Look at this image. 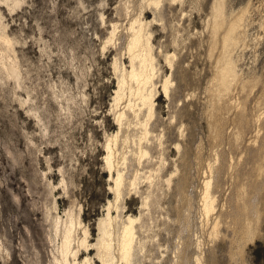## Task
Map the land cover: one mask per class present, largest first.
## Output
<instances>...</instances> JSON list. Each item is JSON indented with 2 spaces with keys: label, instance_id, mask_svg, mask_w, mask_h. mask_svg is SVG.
<instances>
[{
  "label": "rangeland",
  "instance_id": "1",
  "mask_svg": "<svg viewBox=\"0 0 264 264\" xmlns=\"http://www.w3.org/2000/svg\"><path fill=\"white\" fill-rule=\"evenodd\" d=\"M164 1L166 2H163L162 11L165 13V20L161 22L158 17L153 20L151 28L154 32L151 39L162 74L171 72L164 57L165 50L175 53L180 61L179 67L172 71V80L178 95L176 102L171 103L163 94L160 82L157 84L159 91L155 95V104L159 124L155 127V133L156 130L158 132L162 127L165 128L166 144L160 147L161 150L158 147L154 149L151 157L156 161L150 159L151 163L146 164L143 159V164H139L143 166L139 167L140 174H146H139L144 177L143 180L139 177L138 183L142 192L148 184V176L164 178L172 167V160L177 157L174 143L177 130L176 126L172 128L169 125V113L173 109L185 106L181 118L188 133L186 139L192 147L196 148L201 143L202 153L207 152L208 147L204 106L210 77V59L205 37L206 21L211 18L214 0ZM0 2V17L14 48L7 50L6 45L0 42V264H51L59 240L50 238L49 213H57L64 219L68 208H73L76 203L73 212H79L84 223L81 224L89 228V242L93 243L98 237L99 219L106 215L108 201L114 199V193L109 186L110 173L103 156L106 136L118 129L114 121L113 106V95L118 88L112 64L116 45H103L112 23H121L120 30L123 32L130 19L139 14L144 2L22 0L14 9L7 4L12 0ZM225 6L228 15H236L241 10H246L247 15L242 26L244 39L233 49L236 69L242 79L232 89V99L237 101L243 95L247 98L245 108L248 109L246 117L250 128L245 136L249 144L255 141L257 134L261 138V134L264 135V128L256 120L259 114L264 116V0H225ZM143 9L148 20L154 17L151 6L145 4ZM119 27L120 25L118 29ZM1 54H4L3 58ZM13 59L16 64L18 62L17 77L10 76L6 70ZM181 70L187 71L189 76V83L186 85L180 79ZM243 78L253 84L250 83L242 93L239 84L245 81ZM126 99L128 96L119 104L121 107L126 104ZM174 120L172 123L177 124ZM190 129L193 131L192 136ZM152 160L155 162L152 163ZM159 163L161 169L156 170ZM162 165H166V169L163 166L165 171ZM262 177L264 179V174ZM262 182L259 196L264 211V180ZM228 184L229 182L224 185L223 192L218 196L216 209L225 205L227 207L224 199L231 192ZM138 192L131 190L130 194L125 195L122 210L124 215L146 212V215L142 213V218L149 216L147 224L150 226L147 225L145 229H153H144L138 235L142 236L140 238L145 243L144 247L146 245V250H141L147 257H143V264H152L162 253L165 256V252L170 254L175 244L177 223L173 217L176 216L175 205L178 201L173 189L167 193L168 196H159L158 205H162L161 208L158 209V205L151 206L152 203L148 204L149 208L147 205L142 207L141 193ZM199 202L196 198L192 218L193 223L196 222L193 224L196 225V230L191 231L193 235H190V239L193 238L197 246L203 243L199 245L203 248L200 251L196 248V243H193L200 258H203L202 264H264V214L257 224L256 235L245 240L244 249L234 258L230 248V228L226 227L225 222H221L223 226L218 227V233L210 232V219L206 224L198 213ZM116 210L113 206L111 213L116 214ZM164 213L174 223L167 220ZM76 232L77 228L75 237ZM78 232L77 234L81 233L80 230ZM89 246L80 248L79 264L86 255L97 261L94 247L92 244ZM190 249L192 251L189 247L188 250ZM194 251L193 255L197 252Z\"/></svg>",
  "mask_w": 264,
  "mask_h": 264
},
{
  "label": "bare ground",
  "instance_id": "2",
  "mask_svg": "<svg viewBox=\"0 0 264 264\" xmlns=\"http://www.w3.org/2000/svg\"><path fill=\"white\" fill-rule=\"evenodd\" d=\"M21 1L22 0H12L11 3H6L10 5L8 6L11 7V9H14ZM142 1L148 6H151L155 14L154 17L149 20L146 18L143 13L145 4L141 3L142 8L139 14L130 19L123 32L120 30L121 23H112V28L103 45L104 47L107 46L108 43H115L116 45V54L112 64L118 85L117 90H115V95H113V100L115 102H113V106H115L114 121L118 129L116 132L106 136L104 143L105 154L103 156L104 163L110 173L111 185L109 184V186L114 193V199L108 201L106 215L99 219L98 237L93 243H91L92 241L89 242V228L87 225H82L84 223L81 221L79 212L77 214L73 212L74 206H77L75 202L73 208L70 206L66 211L67 216L65 215L64 219H61V215L57 213L50 215V210L48 211L50 238L59 240L55 248L57 252L56 254L53 253L51 264H79V257L81 254H79L80 248H87L90 244L94 247L97 261H94L91 256L86 255L84 259L81 258L82 261L80 264H143L142 260L147 258L145 257L146 254L144 255L141 253V250L145 249L146 245L144 247L145 243L141 240L142 236H140V238L138 234L140 231L142 233L147 227L149 216H146L147 218L145 219L142 218L143 212L139 215L131 213L124 215L122 210L124 207L123 201L125 195L127 193L130 194L129 191H140L138 184L140 183L139 177L142 178L146 174L141 173L143 176H139L140 171L138 170L139 167L142 166H139V164H143L144 162L148 164L150 159H155L151 157L154 154V149H156V147L159 149L161 146L163 147L165 142L164 137L167 135H165L166 131L162 125L160 131L157 132L156 130L155 133V127L159 124L157 120L158 113L155 104V95L159 91V86H161L165 97H167L171 103L176 102L178 92L176 93V85L172 80V71L179 67L180 61L177 59L175 53H170L171 51L165 50L164 57L167 63H164L169 65L171 72L170 74L161 73L162 68L157 59V52L155 53L156 48L151 39L152 33L154 32V30L152 32L151 24L157 17L160 21L165 20L163 19V14L165 13L162 11V5H164L163 2L166 1ZM212 3L211 18L206 21L207 31L205 37L207 55L210 59V77L207 85V100L204 106V113L207 120V152L202 153L201 143H198L196 148H193L190 141L186 139L188 133L185 131L186 126L184 120L181 118L185 111V106H180V108L175 110L172 107L171 109H173V111H169V117H171L169 119V123L171 124L169 125L172 128L176 126L177 135L174 143L177 157L172 160V167L167 176L164 178L160 177L159 179L154 177L156 181L154 178H150L149 175L148 184L143 191L144 194H142V191L138 192L141 193L142 207L145 205L148 206V204L151 203V206L158 205L159 196L166 195L173 189L176 191L178 201L175 205L176 216L173 217V220L177 223L176 240H174L175 244L173 248H171L172 251L170 254L165 252V256L164 253L161 252V257H157V259H159L151 262L152 264H202L201 260L203 258H200V254L198 249H195V245L200 251L203 248L201 249L199 245H203V243L197 246V242H195L193 238L192 240L194 242L190 239V235L192 234L191 231L196 230V225H193L196 222L194 221L195 223H193L192 219L194 218V203L196 198L200 201L199 205H197L199 208L198 213L202 215V220L207 224L210 219V224H212L211 231L208 229L210 232L213 234L218 233V227L221 225V222H225L226 227L230 228V248L233 250L231 253L234 258H237L244 249L243 245L245 240L252 238L258 231L257 224H259L258 222L264 214L260 202L261 196H259L260 185H262L261 182L264 180L262 177L264 174V135L261 134V138V136L257 134L255 141L247 144L245 135L247 133L246 131H248L247 129L250 128L247 125L246 117V111H248V109L246 110L247 106L245 105V100L247 98L243 95V97H241V99H239V97L237 101L232 99L234 98L232 96V89L234 86H237V82L242 79H240V75L236 69L233 49L244 39L242 26L244 25L245 16H247L246 10H241V12L239 11L236 15H228L226 13L225 0H214ZM119 25L120 27L118 29ZM5 31L4 23L0 17V42L6 45L7 50L14 49L11 45L12 39L8 37ZM4 54H1L2 58ZM6 54H8V52H6ZM124 58L127 59V62ZM17 64L14 59L9 63L8 69L6 70L10 76L17 77L19 73ZM179 76L185 85L189 83L187 71H179ZM159 77L160 79H158ZM246 80L241 81L239 84L242 93L250 83L253 84V82L248 83ZM159 82L160 85L158 86L157 84H159ZM249 88L251 87L249 86ZM127 96L128 99L124 101L126 104L121 107L122 105L119 104ZM188 98L189 97H187V99ZM231 110L232 113H230ZM173 120L177 122V124L172 123ZM256 120L259 125H262L261 127L264 128V116L259 114ZM230 122L232 125L229 126ZM189 133L190 136H192V129H190ZM204 146L205 145H203V149ZM162 154L163 152L161 155ZM143 159H145V161ZM158 159L159 158H157V160ZM166 159L167 158H165V160ZM155 161L152 160V163ZM159 162L161 163V161ZM160 163L157 164L158 166L156 165V170L161 169L160 166L162 163ZM163 166L166 169V165H162V167ZM164 167L162 169H164ZM112 170L115 172L112 173ZM149 173H151L150 170ZM148 177L146 179H148ZM228 182L231 192L227 194L226 199H224L226 200L227 207L225 205V207L222 206L216 209V205H218L219 202L218 196L223 190L224 185H227ZM226 193L228 192L226 191ZM166 196H168V194ZM113 206L117 209L114 215L111 213V208ZM161 206L158 205V209L161 208ZM149 207L150 206H148V208ZM170 208L172 207L170 206L169 209ZM151 209H149V211ZM169 209L167 211H169ZM214 209H216V212L211 216V213L215 211ZM145 213H143V215ZM168 213L170 214L171 212L169 211ZM165 215L167 216V214ZM170 219L168 215L167 220ZM170 221L169 223L173 222ZM207 227L209 226L207 225ZM76 228L77 232L75 237ZM149 228V230L153 229L152 227ZM169 229L171 230V228ZM78 230H80V234H77L79 233ZM145 230L149 231L148 229ZM212 239H214V237ZM74 242H76V244H74ZM193 243L196 244L193 245ZM198 243L200 242L198 241ZM189 247L192 248V251L191 249L190 251L188 250ZM167 251L169 252V250ZM193 251L197 252L193 255ZM143 257L145 258L143 259ZM149 258H152L151 255Z\"/></svg>",
  "mask_w": 264,
  "mask_h": 264
}]
</instances>
